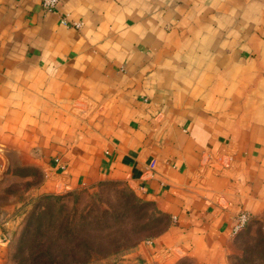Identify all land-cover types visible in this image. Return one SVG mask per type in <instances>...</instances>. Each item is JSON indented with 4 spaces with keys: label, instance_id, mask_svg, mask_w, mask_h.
Masks as SVG:
<instances>
[{
    "label": "crops",
    "instance_id": "1",
    "mask_svg": "<svg viewBox=\"0 0 264 264\" xmlns=\"http://www.w3.org/2000/svg\"><path fill=\"white\" fill-rule=\"evenodd\" d=\"M15 161L39 194L121 181L167 213L123 264H231L237 214L264 221V0H0V168Z\"/></svg>",
    "mask_w": 264,
    "mask_h": 264
},
{
    "label": "rangeland",
    "instance_id": "2",
    "mask_svg": "<svg viewBox=\"0 0 264 264\" xmlns=\"http://www.w3.org/2000/svg\"><path fill=\"white\" fill-rule=\"evenodd\" d=\"M42 177L40 168L20 161L0 168V220L10 222L2 264H33L38 248L48 244L55 250L64 248L58 256L67 263L123 264L124 250L157 230L158 226H144L150 222L152 206L135 203L124 182L107 181L68 194H39L36 187ZM26 227L31 232L24 233ZM236 244L241 255L231 264H264V221L246 223Z\"/></svg>",
    "mask_w": 264,
    "mask_h": 264
},
{
    "label": "trees",
    "instance_id": "3",
    "mask_svg": "<svg viewBox=\"0 0 264 264\" xmlns=\"http://www.w3.org/2000/svg\"><path fill=\"white\" fill-rule=\"evenodd\" d=\"M128 187H129V189L131 190V192L133 194L132 196H133V199H134L135 203L140 204V206H142L141 205L142 203L150 204L152 206V209L154 210L153 213H151V215L149 216L150 222L148 223V225L147 224H145V225L143 224V225L146 228L149 227L150 229H151V227H154V226L155 227L158 226V227H157V230H152L151 229L150 230L151 234H148V235H150V237H151V236H154V235H157V234L161 233L168 226V224L170 222V216L167 213L158 210L151 201L143 199L142 197L138 196L130 186H128ZM36 230H37V228H36ZM33 231H35V229ZM28 232H31V230L27 229V227H26V230H24V233H28ZM144 239H146V238H144ZM140 240H142V239H139L135 244H133L132 246H130L129 248L124 250V252L130 250ZM53 249L54 248L52 247L51 244H48L47 246H45L43 248H38L36 254L32 258L33 259V264H78L77 261H73V260L70 261L69 263L64 262L65 258H63V257L60 258L58 256V254H62L63 253V249L64 248H58L56 250L55 249L53 250ZM56 251H57V253H53V252H56ZM52 253L56 254V255L54 256V255H52ZM88 254L90 256L91 252H87V255ZM176 264H185V261H183V259H182V260L178 261Z\"/></svg>",
    "mask_w": 264,
    "mask_h": 264
},
{
    "label": "built area",
    "instance_id": "4",
    "mask_svg": "<svg viewBox=\"0 0 264 264\" xmlns=\"http://www.w3.org/2000/svg\"><path fill=\"white\" fill-rule=\"evenodd\" d=\"M59 0H41V4L43 6V8H45L46 10H53L58 3ZM75 26H79L80 22H75L74 24ZM55 163L58 164L59 163V158H55L54 159ZM248 213L246 211H240L237 216L235 217V223L233 225V232L238 231L241 227H243L247 220H248Z\"/></svg>",
    "mask_w": 264,
    "mask_h": 264
}]
</instances>
